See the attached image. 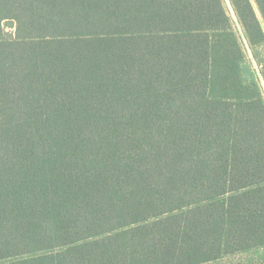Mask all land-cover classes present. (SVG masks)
<instances>
[{
    "label": "trees",
    "instance_id": "16d2710c",
    "mask_svg": "<svg viewBox=\"0 0 264 264\" xmlns=\"http://www.w3.org/2000/svg\"><path fill=\"white\" fill-rule=\"evenodd\" d=\"M0 264H264V0H0Z\"/></svg>",
    "mask_w": 264,
    "mask_h": 264
},
{
    "label": "rangeland",
    "instance_id": "374dc122",
    "mask_svg": "<svg viewBox=\"0 0 264 264\" xmlns=\"http://www.w3.org/2000/svg\"><path fill=\"white\" fill-rule=\"evenodd\" d=\"M4 28L7 33H14V28H11L8 23L5 24Z\"/></svg>",
    "mask_w": 264,
    "mask_h": 264
}]
</instances>
